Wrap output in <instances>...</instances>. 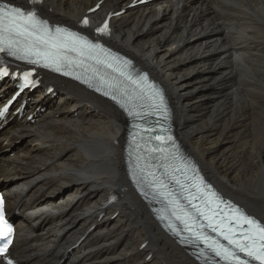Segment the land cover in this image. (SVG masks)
<instances>
[{"label":"bare ground","instance_id":"6f19581e","mask_svg":"<svg viewBox=\"0 0 264 264\" xmlns=\"http://www.w3.org/2000/svg\"><path fill=\"white\" fill-rule=\"evenodd\" d=\"M98 1L43 0L39 12L76 26ZM130 1L102 0L91 24ZM110 29L108 44L167 92L182 146L208 180L264 224V0H163L125 10ZM42 80L23 95L25 115L0 130L16 264H197L128 184L123 114L70 81Z\"/></svg>","mask_w":264,"mask_h":264},{"label":"snow or ice","instance_id":"6c2138e0","mask_svg":"<svg viewBox=\"0 0 264 264\" xmlns=\"http://www.w3.org/2000/svg\"><path fill=\"white\" fill-rule=\"evenodd\" d=\"M84 23L87 24V20ZM106 28L107 25L105 24L104 28L99 31L103 32ZM56 32L60 34L62 30L57 29ZM17 37H23L27 43H22ZM40 44L47 45L49 48L64 46L58 43V36L49 35L47 27L41 24L34 13L25 14L20 9L11 11L0 9V53L7 52L8 55L18 59H28L31 56L50 59L52 53L39 47L38 45ZM29 62L38 63L39 61L29 60ZM157 139H160V137H157ZM245 222L250 226V230L255 229L260 240H264V228L259 227L251 220H245ZM11 231V226L7 224L4 218L2 201H0V237H7ZM225 239L239 248L240 251L264 264V244L257 245L254 240L250 244H245L233 239L231 236H225ZM245 239H251V237H246ZM6 250V248L0 249V255H3ZM216 254L219 256L221 252L217 250ZM228 255L225 251V256L227 257ZM8 264H12V261L9 260Z\"/></svg>","mask_w":264,"mask_h":264},{"label":"rangeland","instance_id":"374dc122","mask_svg":"<svg viewBox=\"0 0 264 264\" xmlns=\"http://www.w3.org/2000/svg\"><path fill=\"white\" fill-rule=\"evenodd\" d=\"M8 1V0H7ZM9 2H13L12 0H10ZM19 3V2H18ZM229 23V22H228ZM227 23V26H229V24H230V26H229V30H230V32L232 33V31H233V33L234 32H236L237 34H239L240 32H241V30L239 29V28H237V27H233V25L231 24V23H229L228 24ZM234 28V29H233ZM230 60H226V62H229ZM151 76V75H150ZM170 103H171V101H170ZM171 106H172V103H171ZM172 108H173V106H172ZM174 110V109H173ZM174 122V121H173ZM174 124V123H173ZM175 133H176V136H177V138H178V140H180V137H179V135H178V133L176 132V130H175ZM181 141V140H180ZM116 192H118V191H116ZM113 218V217H112ZM78 239V238H77Z\"/></svg>","mask_w":264,"mask_h":264}]
</instances>
